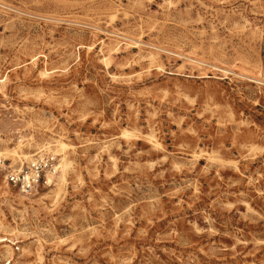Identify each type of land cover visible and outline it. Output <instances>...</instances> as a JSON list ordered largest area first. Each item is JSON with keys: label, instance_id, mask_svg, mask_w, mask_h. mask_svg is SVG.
<instances>
[{"label": "rangeland", "instance_id": "rangeland-1", "mask_svg": "<svg viewBox=\"0 0 264 264\" xmlns=\"http://www.w3.org/2000/svg\"><path fill=\"white\" fill-rule=\"evenodd\" d=\"M39 153L0 264H264V0H0V158Z\"/></svg>", "mask_w": 264, "mask_h": 264}, {"label": "built area", "instance_id": "built-area-1", "mask_svg": "<svg viewBox=\"0 0 264 264\" xmlns=\"http://www.w3.org/2000/svg\"><path fill=\"white\" fill-rule=\"evenodd\" d=\"M58 170L53 156L39 153L20 168L12 169L7 161L0 158V173H4L6 183L24 195H30L46 175H54Z\"/></svg>", "mask_w": 264, "mask_h": 264}, {"label": "bare ground", "instance_id": "bare-ground-1", "mask_svg": "<svg viewBox=\"0 0 264 264\" xmlns=\"http://www.w3.org/2000/svg\"><path fill=\"white\" fill-rule=\"evenodd\" d=\"M126 134H127V133H126ZM124 136H125V135H124ZM60 149H61V150L64 149V145H63V144L60 145ZM1 156H2V155H0V157H1ZM3 156H5V155H3ZM26 158H27V157H23L24 160H25ZM29 158H30V157H29ZM19 161H20V159H19ZM20 164H21V162H20ZM67 164H68V163H64L63 167H61V168H62V170H61L62 172L65 171V169L67 168ZM46 178H47V177H46ZM49 181H50V178L48 177V183H50ZM0 242H1V243H3V242H7V240H5V238H4V239H0Z\"/></svg>", "mask_w": 264, "mask_h": 264}]
</instances>
